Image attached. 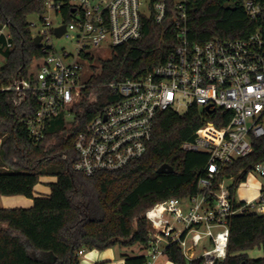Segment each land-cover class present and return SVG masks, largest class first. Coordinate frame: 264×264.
I'll return each mask as SVG.
<instances>
[{
  "label": "trees",
  "instance_id": "1",
  "mask_svg": "<svg viewBox=\"0 0 264 264\" xmlns=\"http://www.w3.org/2000/svg\"><path fill=\"white\" fill-rule=\"evenodd\" d=\"M175 1L167 0L162 23L142 20V34L115 46L100 69L91 73L73 106L74 119L67 125L62 115L48 122L44 137L33 141L23 119L37 109L29 92L0 88V195H23L32 199L29 207H0V264H81L85 250H104L118 245L144 248L150 224L144 213L155 203L170 197H186L202 191L198 179L205 173L206 151H185L181 144L193 141L205 123L220 128L231 113L216 109L205 113L193 105L185 114L173 110L159 113L144 155L116 171L86 176L74 169L78 158L73 142L103 106L118 98L110 81L138 77L164 61L175 43ZM244 0H188V38L204 42L213 36L241 38L256 29L247 18ZM262 2L263 0H257ZM44 10L42 0H0V28L10 33L11 48L2 51L0 85L18 75L31 77L29 66L41 49L33 41L30 14ZM94 66H92L93 68ZM91 68V67H90ZM264 159V137L253 140V150L221 167L219 178L229 179L230 199L236 205V190L253 166ZM167 163L172 172L158 173ZM42 175L55 176L47 195H35ZM258 247L262 254L251 258ZM173 264H201L188 260L177 244L164 255ZM125 264H145L143 254L128 255ZM264 264V215L244 210L229 221L225 259L216 264Z\"/></svg>",
  "mask_w": 264,
  "mask_h": 264
},
{
  "label": "built area",
  "instance_id": "2",
  "mask_svg": "<svg viewBox=\"0 0 264 264\" xmlns=\"http://www.w3.org/2000/svg\"><path fill=\"white\" fill-rule=\"evenodd\" d=\"M42 1L40 14L51 11L56 18L54 22L44 15V29L35 34L41 35L44 62L31 77L18 75L0 85L5 90L29 91L36 98V111L23 119L33 141L41 140L48 122L67 107L74 116L72 108L86 85L83 75L92 66L91 57L105 58L103 53L111 54L115 46L139 39L142 20L162 23L168 8L167 0ZM187 2L175 1V43L164 61L138 77L110 81L108 87L118 98L104 105L73 142L78 155L74 169L91 176L122 169L141 158L162 111L182 115L193 105L205 113L230 111L226 125L217 128L205 123L193 141L181 144L185 151L208 152L205 173L198 179L202 191L170 197L145 211L150 224L148 243L142 248L145 264H156L171 244H177L188 260L201 257V264H216L226 256L230 219L247 209L264 215V159L247 174L255 173L261 181L254 200L234 204L229 179L219 178L223 165L248 155L253 140L264 137V0L243 1L247 18L256 23L254 31L241 38L213 36L204 42L188 38ZM62 25L65 29L57 36L55 29ZM48 33L74 41L75 52L64 50L57 55ZM9 39L10 33L2 26L1 55L12 47ZM209 126L217 133L215 139L201 133ZM188 236L191 242L187 246ZM204 237L210 247L195 257L193 250Z\"/></svg>",
  "mask_w": 264,
  "mask_h": 264
},
{
  "label": "rangeland",
  "instance_id": "3",
  "mask_svg": "<svg viewBox=\"0 0 264 264\" xmlns=\"http://www.w3.org/2000/svg\"><path fill=\"white\" fill-rule=\"evenodd\" d=\"M44 15H48L49 18L55 22V20H56L55 14L51 11L46 13V14H43V15H41L40 13H33V14L29 15L28 20L32 24L31 31L34 35L37 34V32H39L40 30L44 29V26L42 25V17ZM48 34L50 35L49 43H50V45H52V47H54L57 55H61L64 50L70 51L72 53L75 52V42L74 41L70 40L69 38H67L65 36L57 37L53 33L52 34L48 33ZM103 56L105 58L109 57L110 52L103 53ZM43 62H44V59L41 57L36 59L29 66V68H28L29 72L32 74H35L38 71L39 67L43 64ZM3 63H4V56L0 54V67L3 65ZM92 66H94V67L92 68ZM92 66H91V68L86 67V69L84 70L83 78L85 80H87L89 78V76L91 75L92 72L97 73L99 71V69H100L99 59H95L92 63ZM80 95H81V93H80ZM69 109L70 108L67 107L66 111L62 112V116L64 117V120H65L67 125L71 124L72 120L74 119V116L72 115L71 112H69ZM209 128H210V126L207 127L203 131L207 132V131H209ZM54 180H55V176L42 175L39 179V182L37 183L36 189L38 191H41V193H44L50 189L49 183L53 182ZM260 182H261L260 178L257 176V174L250 173L248 176H246L245 180L242 181L240 183V185L238 186V189L236 191V197L240 201H244V202L256 199L258 194H259ZM23 198H25V197H23ZM214 230H216V229H214ZM190 242H191L190 237L188 236L186 239V245L187 246L190 245ZM209 247H210L209 240H208V238L204 237L201 240L200 244L194 248V250H193L194 256L198 257L199 255H201L204 248H209ZM109 249L113 252L114 260H111L105 264H115V263L117 264V261H116L117 256H119V252L123 251L125 249V247L115 245V246L109 247ZM131 250L134 253H140V252L142 253L143 252L142 248L138 245H134ZM101 251H103V250H101ZM83 257H85V252H84V254L80 255V260L83 259ZM157 264H171V261L166 256H162L157 261Z\"/></svg>",
  "mask_w": 264,
  "mask_h": 264
},
{
  "label": "crops",
  "instance_id": "4",
  "mask_svg": "<svg viewBox=\"0 0 264 264\" xmlns=\"http://www.w3.org/2000/svg\"><path fill=\"white\" fill-rule=\"evenodd\" d=\"M36 188H37V185L34 188V194L35 195H40V194L41 195H47L50 192V189H49L48 191L41 193V191H38ZM23 197H25V196H23V195H11V196L0 195V207L12 208V207H29V206H31L32 205V199L28 198V197H25V198H23ZM132 247L133 246L125 247V249L123 251L119 252V256H117V259H116L117 264H125V262H124L125 256L142 254L141 252L140 253H134L131 250ZM84 252H85V257H83V259L80 260L81 264H105L111 260H114L113 252L109 248H107L103 251L92 249V250H85ZM84 252L82 254H84ZM261 254H262V251L258 247H255V248L248 251V255L251 258L259 257V256H261ZM156 264H157V262H156ZM171 264H173V263L171 262Z\"/></svg>",
  "mask_w": 264,
  "mask_h": 264
},
{
  "label": "water",
  "instance_id": "5",
  "mask_svg": "<svg viewBox=\"0 0 264 264\" xmlns=\"http://www.w3.org/2000/svg\"><path fill=\"white\" fill-rule=\"evenodd\" d=\"M64 29H65L64 25L56 28L55 29V34L57 36H60L63 33ZM40 40H41V35H34L33 36V41L35 42V44L38 47L41 45ZM172 171H173V168L171 166H169L167 163H163L161 166H159L157 168V172L158 173H166V172H172ZM218 264H220V263H218ZM241 264H245V262H242Z\"/></svg>",
  "mask_w": 264,
  "mask_h": 264
},
{
  "label": "bare ground",
  "instance_id": "6",
  "mask_svg": "<svg viewBox=\"0 0 264 264\" xmlns=\"http://www.w3.org/2000/svg\"><path fill=\"white\" fill-rule=\"evenodd\" d=\"M201 133H202L204 136H206V137H208V138H211V139H215L216 136H217L216 131L213 130L211 127L209 128V131H207V132L201 131Z\"/></svg>",
  "mask_w": 264,
  "mask_h": 264
}]
</instances>
